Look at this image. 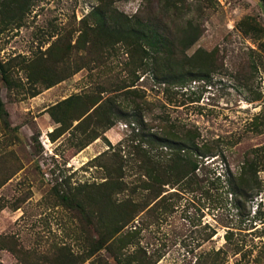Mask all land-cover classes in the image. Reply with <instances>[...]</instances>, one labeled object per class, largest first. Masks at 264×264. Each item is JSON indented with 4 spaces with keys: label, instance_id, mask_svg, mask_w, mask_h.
Segmentation results:
<instances>
[{
    "label": "rangeland",
    "instance_id": "obj_1",
    "mask_svg": "<svg viewBox=\"0 0 264 264\" xmlns=\"http://www.w3.org/2000/svg\"><path fill=\"white\" fill-rule=\"evenodd\" d=\"M106 1L118 17H152L173 31L196 25L197 39L178 56L192 76L160 84L152 54L134 39L88 48L89 15L101 0H0V59H17L12 84L0 80L7 111L0 116V264H118L114 253L145 256L148 264H264V2ZM248 25L260 26L261 36L243 33ZM22 58L47 67L62 58L55 66L62 80L35 83L16 63ZM75 94L81 100L63 107L69 128L51 139L60 125L53 114H62L55 106ZM98 98L127 109L137 102L152 130L164 123L190 134L200 148L197 184L170 181L146 201V170L136 154L143 142L130 127L73 120ZM92 129L99 136L82 146ZM125 200L136 204L130 220L92 253L99 216L111 226L113 204Z\"/></svg>",
    "mask_w": 264,
    "mask_h": 264
},
{
    "label": "trees",
    "instance_id": "obj_2",
    "mask_svg": "<svg viewBox=\"0 0 264 264\" xmlns=\"http://www.w3.org/2000/svg\"><path fill=\"white\" fill-rule=\"evenodd\" d=\"M29 1L31 0H23L25 3H29ZM259 1L264 2V0ZM163 8V12H165L167 6L165 5ZM116 13V8L106 0H101V2L92 9L89 15L92 22L90 27L86 25L87 30L85 31L92 36L91 42L89 46H87L88 48L94 45L97 50L100 51L106 48L113 38L118 40L124 39L125 41L134 39L144 54H152L151 65L153 77L160 84L168 86L180 85L191 78L192 71L186 67L184 61L178 56L179 52L184 55V50L191 46L197 39L199 28H197L196 25L188 22L185 27L178 31H173L166 23H161L152 17L142 18L138 15H134L130 18L127 16L118 17ZM240 28L243 33L250 34V36L253 37L255 35L258 36V33H260L261 36L262 33V28L257 25H253L251 28L248 25L250 29ZM15 61H17L16 57L7 61H1L0 59V80L7 86L12 84V67L15 66L12 65V62ZM57 62L62 63L63 59L60 58L55 60L54 64L49 67L45 65L43 60L34 61V59H31L30 61H26L22 58L21 61L16 63L24 64V67L29 70V77L32 81L35 83L40 82L43 83L45 87H50L63 78L55 72V70L60 67V65L55 67L57 66ZM34 94L35 91L31 93L32 96ZM81 98L79 94L71 95L55 106L60 107L62 105V114H53L55 121L59 122L60 125L49 132L51 139H55L69 128L68 117L64 114L63 107H70L77 101H80ZM126 98L128 99L130 97ZM99 101L100 98L92 101L90 106L78 115H75L73 120H79L77 124L81 125L85 120L89 119L93 120L97 127L104 125L106 128H109L118 121H123L130 127L134 137L140 142H143L142 149L138 150L137 148L136 154L144 163L141 164L139 168L146 170L144 174L145 179L143 180V188L149 192L146 194V201L148 199H154L161 194L164 190L159 189V185L167 184L170 181H174L175 183H186L187 185L197 184L195 172L198 169V165L194 156L199 154L200 148L190 134L182 132L180 128L175 127L173 124L165 125L164 123H160V125L157 126L158 129L155 128L152 130V127L148 125L146 119L148 114L147 109L135 101H132L135 103L131 105L130 109L122 107L111 98L106 99L107 105ZM0 116L3 118L7 116V111L1 98ZM160 121L163 122L164 120L161 119ZM83 132H86V129H84ZM92 132L94 133L87 135V141L82 146L87 145L90 141L99 136L98 131H95V129H92ZM155 145L161 149L162 147H166L168 153L161 151V153L158 152L157 154L150 155L148 149H152ZM119 178L120 180L112 182L114 188L110 183L113 190H118L117 192L123 190V183L121 181L122 175H119ZM230 190V192L237 194L234 188L230 187ZM104 196L110 199L108 194H104ZM76 197L77 196L74 194L71 199ZM59 198L63 201H68L70 199L69 196L64 193L60 194ZM85 202L83 203L85 204ZM84 204L81 203L82 209H84ZM108 204L106 205L108 206ZM135 205L136 204H132L130 200L114 203L112 218H110L111 220L109 221L112 222L111 226L106 224L108 219L99 216L98 226L95 228L96 231L101 232L97 242L92 248V253L100 250L106 239L108 240L111 238L113 234L118 233L124 225H126L132 216ZM94 206H96L97 209L99 208L100 212L105 210V207L102 205V198L94 200ZM114 258L118 264L149 263L147 257L139 255L135 256V259H132L131 256L122 257L114 253Z\"/></svg>",
    "mask_w": 264,
    "mask_h": 264
},
{
    "label": "bare ground",
    "instance_id": "obj_3",
    "mask_svg": "<svg viewBox=\"0 0 264 264\" xmlns=\"http://www.w3.org/2000/svg\"><path fill=\"white\" fill-rule=\"evenodd\" d=\"M96 143V142H95ZM77 159V158H76Z\"/></svg>",
    "mask_w": 264,
    "mask_h": 264
}]
</instances>
